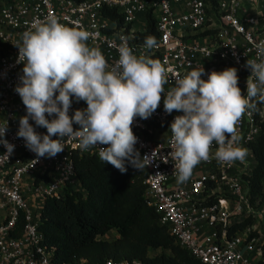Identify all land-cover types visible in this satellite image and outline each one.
I'll return each mask as SVG.
<instances>
[{
  "label": "built area",
  "instance_id": "built-area-1",
  "mask_svg": "<svg viewBox=\"0 0 264 264\" xmlns=\"http://www.w3.org/2000/svg\"><path fill=\"white\" fill-rule=\"evenodd\" d=\"M215 1L213 8L211 0H0V41L8 46L7 51L0 53V124L7 121L4 138L14 145L7 158L6 149L0 144V264H54V248L43 243L38 230L44 202L61 196L67 185H78L71 160L74 151L99 158V147H104L98 145L84 151L78 147L77 138L66 137L64 150L55 157H36L23 138L17 137L19 118L26 115L15 91L23 74L15 44L21 41L23 32L38 19L55 16L66 26L79 25L87 30V44L98 48L109 65L118 61V48L125 40L138 57L160 61L168 74L165 93L176 86L178 76L203 66V79L210 71L235 67L238 86L246 94V81L251 74L246 61L257 59L254 44L264 40V0ZM103 8L116 10L122 25L116 27L112 20L103 17ZM147 14L153 18L157 32L156 47L150 50L145 43L134 41L136 34L146 31ZM136 23H140L137 29ZM78 107L85 109L86 102L73 98L69 115ZM180 114L166 113L162 98L148 119L137 117L132 125L140 155H152L154 159L145 167V203L154 209L159 224L166 227L177 245L200 262L264 264V207L250 204L245 178L253 168L248 158L254 161L249 144L264 128V104L244 115L238 126L240 145L251 156L247 155L243 163L224 164L214 158L201 162L195 167L205 168L199 176L172 185L177 171L169 127ZM29 123L38 133L46 134V128L36 126L31 118ZM215 150L214 145L213 153ZM232 217L235 222L252 217V222L242 233L228 237ZM20 221L23 225L18 233ZM206 226L213 232L202 235ZM251 232L257 236H250ZM67 264L89 263L82 258ZM103 264L146 263L109 259Z\"/></svg>",
  "mask_w": 264,
  "mask_h": 264
},
{
  "label": "clouds",
  "instance_id": "clouds-1",
  "mask_svg": "<svg viewBox=\"0 0 264 264\" xmlns=\"http://www.w3.org/2000/svg\"><path fill=\"white\" fill-rule=\"evenodd\" d=\"M89 38L81 26L69 27L49 16L38 19L15 44L17 62L23 63L15 91L26 108L16 135L36 157H55L65 148L64 138L73 137L84 151L104 145L99 147V159L121 173L127 171L126 162L143 170L154 159L140 155L132 125L137 117L148 119L163 98L166 113H182L169 127L178 183L212 158L224 164L245 161L248 150L240 145L238 126L258 103L264 104V40L254 44L257 59L246 61L251 74L245 94L235 67L210 71L203 79V66L178 76L176 86L165 93L168 74L160 61L138 57L125 40L118 48V61L109 65L98 48L87 44ZM144 43L150 50L157 42L150 36ZM73 98L87 107L70 116ZM29 118L46 128V134L38 133ZM7 128V121L0 124V144L9 158L14 145L4 138Z\"/></svg>",
  "mask_w": 264,
  "mask_h": 264
},
{
  "label": "trees",
  "instance_id": "trees-1",
  "mask_svg": "<svg viewBox=\"0 0 264 264\" xmlns=\"http://www.w3.org/2000/svg\"><path fill=\"white\" fill-rule=\"evenodd\" d=\"M211 3L215 8L216 1ZM101 15L112 20L116 27L122 25V17L114 9L103 8ZM150 36L157 41L154 20L147 14L146 31L136 34L134 41L144 43ZM7 50L8 46L0 41V53ZM78 126L73 123V128ZM249 149L255 161L245 177L250 204L264 207V128ZM71 160L78 187L67 185L61 196L47 198L40 213L38 230L43 243L54 248V264L75 263L82 258L89 264H103L109 259L139 260L146 264H205L177 245L166 227L159 224L154 209L145 203L146 169H136L126 162L127 171L121 173L97 156L78 151L72 153ZM251 222L252 217H248L232 223L227 236L242 233ZM22 225L20 221L18 233ZM113 229L118 233L115 240L97 239ZM250 236L257 233L251 232Z\"/></svg>",
  "mask_w": 264,
  "mask_h": 264
},
{
  "label": "crops",
  "instance_id": "crops-1",
  "mask_svg": "<svg viewBox=\"0 0 264 264\" xmlns=\"http://www.w3.org/2000/svg\"><path fill=\"white\" fill-rule=\"evenodd\" d=\"M139 26H140V23H136V24H135V28H136V29L139 28ZM249 155H250V154H248V157H249ZM250 156H251V155H250ZM254 165H255V161H253V167H254ZM203 170H205V168H199V169L194 168L191 177H197V176H199V174H200ZM174 184H180V183H178V182H177V179H175V180L172 181V185H174ZM77 187H78V185H77ZM235 221H236L235 217H234V218H233V217L230 218V222H231V223H235ZM212 232H213V231H211V228H209V227L206 226V227L204 228V231H203V234H202V235H205V234H211ZM117 237H118V233H117L116 230L113 229V230L108 231L106 234H104V235H102V236H98L97 239H98V240H103V241H113V240H115Z\"/></svg>",
  "mask_w": 264,
  "mask_h": 264
},
{
  "label": "rangeland",
  "instance_id": "rangeland-1",
  "mask_svg": "<svg viewBox=\"0 0 264 264\" xmlns=\"http://www.w3.org/2000/svg\"><path fill=\"white\" fill-rule=\"evenodd\" d=\"M252 163H253V160L251 157L248 158ZM250 163V162H249ZM155 253V251H152L150 254L153 255Z\"/></svg>",
  "mask_w": 264,
  "mask_h": 264
}]
</instances>
